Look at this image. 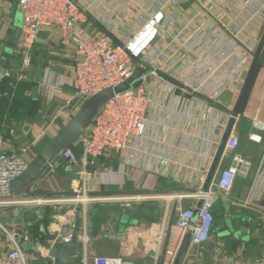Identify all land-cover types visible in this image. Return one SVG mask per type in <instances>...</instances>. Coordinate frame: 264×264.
I'll return each instance as SVG.
<instances>
[{
	"label": "built area",
	"instance_id": "obj_1",
	"mask_svg": "<svg viewBox=\"0 0 264 264\" xmlns=\"http://www.w3.org/2000/svg\"><path fill=\"white\" fill-rule=\"evenodd\" d=\"M14 1L23 17L22 36L16 53L23 57L24 67L32 65L31 52L41 34L47 30H57L61 45L75 52L76 101L72 103L76 107L75 114L85 101L130 80L138 69L142 72L136 80L141 82V86L117 94L103 105L79 143L63 154L77 169L71 182L72 196L63 194L54 198L27 199L13 194L10 184L28 169L31 162L26 155L30 148H22L21 153L8 152L4 147V137L0 135V216L12 207L71 206V211L56 216L57 222L51 228L53 244H83L82 264H135L122 256H91L92 238L88 234V226L85 224L83 230H80L74 220L81 210L87 217L89 204L118 205L128 210L132 203L146 198L177 200L175 208L178 217L171 226L163 264L175 263L187 233L192 234L191 243L198 245L199 249L212 240L216 222L213 211L222 198L228 199L234 207L257 212L264 225V207L260 205L264 203V156L255 182L250 186V198L242 201L239 195L234 194L236 182L239 177L248 178L253 165L250 160L235 153L240 141L233 131L224 151V155H233V163L227 169L220 167L209 191L203 192L215 158L214 150H218L223 137L216 134V130L221 128L218 113L211 124V132L199 137L200 147L196 154L202 165L194 183L196 193L153 197L142 192L113 195L100 193L91 183L102 174L97 166L98 159L108 153H126L130 161L137 159L139 163L138 152L142 145L152 143L157 147L163 144L160 137L150 133L151 109L161 104L156 101V97L163 100V106L175 108L180 121L190 124L197 119H208L200 114L199 109L194 110L195 106L216 101L224 91L243 84L257 48L253 40L245 41L241 38L246 25L239 31H233L226 21L213 13H210L213 18L196 23L199 13H195L187 23L176 26L178 13L171 7L172 0H103L104 10L92 11L102 25L110 24L114 27L113 18L122 5L133 4L137 9L134 14L138 13V18H135L139 25L134 30L135 34L124 36V43L117 44L108 34H91L84 30L83 25L88 21L89 14L77 0H0V7L1 4ZM252 1L248 0V4H252ZM238 2L243 4L242 0ZM260 13L261 9L255 15ZM230 19L236 23L237 13L233 12ZM173 28V34L166 36L170 32L167 29ZM55 124V121H51L40 130L32 142V148L58 134L54 136L52 131ZM253 128L256 132L251 131L248 139L261 143L260 133L264 132V121L255 119ZM184 139L189 141L191 136L186 134ZM76 148L80 149L79 153ZM183 152L187 153L188 150ZM191 169L189 164L181 165L182 182L189 183ZM103 172L116 174L112 169ZM186 199L202 201V205L200 208L196 204L185 206ZM169 208L166 216L172 212ZM0 229L10 235L1 221ZM24 237L27 242L30 238L27 231ZM9 245L14 248L0 256V264H29L14 236L10 235ZM55 260L53 258V264H56ZM232 264L252 263L240 257ZM259 264H264V261Z\"/></svg>",
	"mask_w": 264,
	"mask_h": 264
},
{
	"label": "crops",
	"instance_id": "obj_2",
	"mask_svg": "<svg viewBox=\"0 0 264 264\" xmlns=\"http://www.w3.org/2000/svg\"><path fill=\"white\" fill-rule=\"evenodd\" d=\"M77 1L82 8L88 10L89 18L83 25L87 32L108 34L117 44L124 43V36L135 34L134 30H137L139 25L138 13L134 14L137 11L135 5H122L113 18L114 27H112L113 25L110 24L102 25L92 14L94 10H104L103 0ZM242 2L243 4L238 0H172L171 7L178 13L176 26L187 23L195 13H199L196 23L213 18L210 15L213 13L226 21L233 31H239L243 25H246L241 38L245 41L253 40L258 46L264 34V0H253L250 5L248 0H242ZM260 9V15H255ZM233 12L237 13L236 23L230 19ZM22 21L23 17L16 1L1 4L0 46L12 49L11 40L14 41L17 31L22 29ZM167 31L170 32L166 36H170L174 28L173 30L167 29ZM13 49V54L8 57L10 70L7 74L9 76L2 75L0 85L11 86L13 81H16L25 84L27 89L22 96L23 102H20L22 106L18 105L13 108L11 116L5 118L0 135L4 137V147L8 152L21 153L22 148H30L26 156L32 162L38 154V149L43 145L42 143L32 148V142L40 130L51 121H55V127L52 129L55 136L75 116L76 107L72 104L76 101L75 52L61 45L59 32L55 29L44 31L41 34L31 52L32 65L30 67H24L23 57L16 53V48ZM242 86L243 84L224 91L216 101L195 106L194 110L199 109L200 114L207 116L208 119H197L195 123L190 124L180 121L176 116L175 108L163 106V100L156 97V101L161 104L154 105L151 109L150 133L160 137L163 144L157 147L152 143L142 145L138 152L139 163L137 159L130 161L126 153H108L105 157L98 159L97 166L102 174L93 179L91 183L100 193L113 195H134L142 192L146 196L153 197L196 193L197 187L194 183L199 176L198 169L202 165L201 159L196 154L200 147L199 137L211 132V124L217 113L221 118V128L216 130V134L217 136L224 135ZM2 98L11 99L12 97L6 90L0 93V99ZM255 119L264 121V50L233 129L240 141L235 153L244 156L253 165L250 176L248 178L239 177L236 182L234 194L239 195L240 198L244 188L254 184L264 156V132L260 133L261 143L248 139L251 131L256 132L253 128ZM186 134L191 136V140L185 141ZM185 149L188 150L187 153L183 152ZM214 151L216 155L217 151ZM232 163L233 155L225 154L220 167L227 169ZM184 164L192 166L188 176L189 183L182 182L181 165ZM107 169H112L116 174L104 173L103 171ZM76 170L72 163H66L49 179L35 186L27 195L20 196L27 199H32V197L54 198L57 194L69 196L70 191L72 192L71 182L75 178ZM249 198L250 192L247 200ZM222 199L213 211L214 216L219 217L220 221L231 217L235 209L230 204V211L227 213V205ZM170 201L155 198L143 199L136 202L142 206L141 211L137 213L123 210L118 205L94 204L95 213L89 212L85 217L81 208H78L81 211L74 220L80 230H83L85 224L88 226V234L92 238L91 256H122L132 260L135 264H161L167 234L171 231V222L174 225L178 217L175 214L173 220L177 200ZM190 204H196L198 207L200 202L194 199L184 200L185 206ZM260 205L264 207L263 202ZM169 206L172 212L166 216ZM69 209L72 207H12L5 211V215L0 216V221L8 233L14 236L22 250L20 241L25 242V237L21 231L29 233L30 238L27 241L29 247L26 251L23 250L29 264H53L48 246V241L54 237L51 228L57 222L56 216ZM254 213L261 221L257 212ZM117 215H121L123 219L118 221ZM123 216H128V218L124 221ZM90 221H93V227L89 226ZM108 226L112 227L110 232L107 231ZM10 235L0 229V256L14 248L9 245ZM215 240H218V243L214 249L210 250L205 245L204 248L199 249L194 259L189 257L193 245L191 243L190 247H187L183 264H232L240 257L252 264L264 261L263 223H257L253 227L252 236L246 242L223 231L222 227L219 229L214 227L211 241ZM82 257L83 253L79 252L73 264H82ZM55 261L59 264L57 260Z\"/></svg>",
	"mask_w": 264,
	"mask_h": 264
},
{
	"label": "water",
	"instance_id": "obj_3",
	"mask_svg": "<svg viewBox=\"0 0 264 264\" xmlns=\"http://www.w3.org/2000/svg\"><path fill=\"white\" fill-rule=\"evenodd\" d=\"M22 36V29L20 28L15 36L14 45L17 46ZM38 42V41H37ZM13 48L0 46V77L6 75L10 70V64L8 57L13 54ZM264 50V34L257 46L256 52L253 55L248 73L244 80L242 89L240 91L237 103L234 110L231 114V119L226 127L225 133L223 135L220 146L215 155L214 161L212 163L210 173L206 185L203 189V192H208L209 188L215 179L220 164L224 155L225 147L227 141L234 129L237 117L240 114L242 105L245 101L246 94L250 88L251 82L254 78L258 65L261 61L262 52ZM142 71H138L133 75V77L121 84L116 88H110L98 93L94 97L85 101L79 111L75 114L72 120L65 126L63 129L52 139H50L38 152L37 156L30 163L28 169L19 177L12 180L10 184L11 192L15 195H27L35 186H37L42 181L49 179L54 173H56L64 164L69 163L68 158L63 157V154L70 149L71 147L77 145L80 139L84 136L90 125L93 123L96 115L100 109L114 98L115 95L121 94L127 90H130L132 87L137 89L141 86V82H136L139 74ZM250 192V186L247 185L241 195V200L245 201L247 199L248 193ZM223 202L227 205V213L230 211V201L226 198L222 199ZM200 204L198 208L201 207L202 201H199ZM95 205L89 204L87 210L90 213H95ZM142 206L137 203H132L128 209L130 212L137 213L141 211ZM198 214V210L196 211ZM176 214V208L173 211V220ZM173 222H171V225ZM89 226L93 227V221L89 222ZM24 235V231H21ZM170 232L167 234L164 253L166 252L168 242H169ZM192 234L187 233L184 241L182 243L181 249L178 253L176 261L174 264H183V259L187 253V247L191 245ZM54 237L48 241L49 246V255L50 257L57 260L59 264H73L74 259H76L79 252L83 250V244L73 243V244H53ZM218 243V240L210 241L206 246L211 250L214 249ZM53 244V245H52ZM199 246L193 244L191 251L189 253L190 259H194L198 255ZM163 264V260L161 261Z\"/></svg>",
	"mask_w": 264,
	"mask_h": 264
},
{
	"label": "rangeland",
	"instance_id": "obj_4",
	"mask_svg": "<svg viewBox=\"0 0 264 264\" xmlns=\"http://www.w3.org/2000/svg\"><path fill=\"white\" fill-rule=\"evenodd\" d=\"M23 23V21H22ZM16 48V52L18 51V47ZM82 107V106H81ZM45 143H43L42 146L38 149V152L41 150V148L44 146ZM76 152H80L79 148H76ZM71 168V167H69ZM22 208V207H19ZM235 209L232 211L233 214L231 217H228L226 220L225 218L222 221L215 222V227L219 229L220 227L223 228V231L227 233H231L233 237L240 238L243 241H248V239L252 236V229L254 226L257 225V223H262L257 219V215L250 210L241 209L239 210L237 207H234ZM71 211V209H69ZM32 215V213H30ZM124 221L128 218V216H123ZM116 219L122 220L123 218L121 215H117ZM3 220V219H2ZM227 224V225H226ZM249 227H251L249 229ZM23 250H27L29 247V244L27 242H21ZM31 264V263H30Z\"/></svg>",
	"mask_w": 264,
	"mask_h": 264
},
{
	"label": "trees",
	"instance_id": "obj_5",
	"mask_svg": "<svg viewBox=\"0 0 264 264\" xmlns=\"http://www.w3.org/2000/svg\"><path fill=\"white\" fill-rule=\"evenodd\" d=\"M11 45H12V48L17 47V46L14 45V41L13 40H11ZM26 89H27V86L25 84L19 83V82H16V81H13L11 86H8V85H5V84L4 85H0V93L8 90L10 96L12 97L11 99H6V98L0 99V131H1V128H2V126L4 124L5 118L11 116L12 109L15 108L18 105L22 106L20 104V102H23L22 101L23 100L22 96L24 94V91H26ZM48 141H46L45 144ZM60 195H63V194H57V195H54V196H60ZM68 195L72 196L73 193L70 191V193ZM215 220L217 221V220H220V219H219V217H215Z\"/></svg>",
	"mask_w": 264,
	"mask_h": 264
},
{
	"label": "bare ground",
	"instance_id": "obj_6",
	"mask_svg": "<svg viewBox=\"0 0 264 264\" xmlns=\"http://www.w3.org/2000/svg\"><path fill=\"white\" fill-rule=\"evenodd\" d=\"M111 229H112V227H109V226H108V230H107V231L110 232Z\"/></svg>",
	"mask_w": 264,
	"mask_h": 264
}]
</instances>
